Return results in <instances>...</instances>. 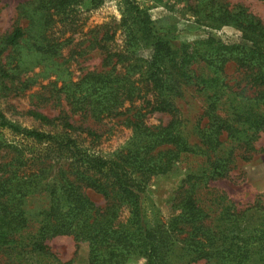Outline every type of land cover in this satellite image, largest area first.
I'll return each instance as SVG.
<instances>
[{"label": "trees", "instance_id": "1", "mask_svg": "<svg viewBox=\"0 0 264 264\" xmlns=\"http://www.w3.org/2000/svg\"><path fill=\"white\" fill-rule=\"evenodd\" d=\"M104 1L31 0L21 4L19 12L29 17L30 22L27 27L16 25L0 36V82L9 90L14 89L16 81L19 90L35 84L34 76L22 80L21 74L31 71L33 64L45 67L58 64L56 58L70 41L61 38L57 25L78 28ZM181 2H185L183 9L190 10L197 22L214 28L235 26L241 31L240 38L227 42L208 34L177 43L169 32L158 27L148 8L138 0H119L121 18L117 26L123 30L122 44L118 47L112 43L116 29L105 31L94 41L91 39L92 44L104 51V63L112 68L90 71L77 81L64 80L60 87L53 86L52 90L65 97L73 113L91 116L98 122L118 118L112 122L114 125L131 130L128 143L113 156L90 152L83 144L85 138L94 143L102 134L90 127L74 125L66 114L51 118L30 110L33 118L52 127L45 131L22 127L0 109V134L1 129L8 128L47 146L36 150L0 141V150L8 151L6 159L0 161V252L22 244L24 232L31 234L28 238L31 249L44 255L50 253L47 239L72 235L79 245L88 244L89 264H126L132 256L146 257L147 264H173L170 255L180 237L183 243L180 255L191 257L190 263L204 259L212 264H264L261 200L237 210L233 204L224 203V196L207 205L199 195L203 183L226 175L234 161L232 151L217 158L208 152L224 143V134L251 148L264 127V113L252 110L246 114L243 137L238 135L241 130L234 121L217 113V98L211 101L207 109L209 121L200 131L203 143L208 146V151H204L209 168L186 177L175 203L177 211L168 221L157 220L150 226L142 214L141 197L151 180L171 172L183 154L195 152L181 131L179 120L172 119L166 124L146 121L154 112L177 114L173 98L182 83L199 80L205 88L213 84L210 81H216L197 74L193 66L204 64L223 71L228 62L235 61L246 68L254 84L264 87L263 21L242 5L230 9L224 0ZM144 46L151 48L148 58L139 54ZM7 49L11 51L3 61ZM117 65H122V73L117 71ZM216 94H209L208 99L212 100ZM125 102L131 103L127 110L122 109ZM58 164L59 182L51 191L52 204L40 212L42 217L34 232L29 230L31 219L23 207L24 199L40 188L39 178L47 174V167ZM86 188L102 194L108 199L107 204L97 205ZM124 209H128V215L122 218Z\"/></svg>", "mask_w": 264, "mask_h": 264}, {"label": "rangeland", "instance_id": "2", "mask_svg": "<svg viewBox=\"0 0 264 264\" xmlns=\"http://www.w3.org/2000/svg\"><path fill=\"white\" fill-rule=\"evenodd\" d=\"M31 0H0V36L11 32L16 25L27 27L30 19L19 12V6ZM182 0H138L142 6L147 7L152 19L158 27L171 34L177 43L194 41L213 34L224 41H237L241 36L239 28L232 25H224L220 28L210 27L207 23L197 22L190 10H184L185 2ZM197 3V0H190ZM230 9L238 5L248 9V12L258 16L264 23V0H224ZM175 3V9L172 8ZM84 8L86 6L82 5ZM121 18L119 0H105L96 10L89 13L87 19L78 28L75 25H57L58 34L61 38H69V43L56 58L58 64L45 67L42 64H33L29 72H23L21 79L34 76L35 84L24 90L6 89L5 84L0 82V109L6 117L22 127L38 128L49 131L51 126L33 118L30 110H36L51 118L68 115L69 120L76 126L90 127L102 134L99 141L92 143L91 139L85 138L84 146L90 152L105 156H113L122 149L129 141L131 130L126 127L114 125L117 119L98 122L91 116H83L73 113L70 104L63 95L53 91V86L60 87L64 80L77 81L90 71H106L112 65L104 63L105 53L97 45L92 44L95 37H101L105 31L111 32L116 29L114 46L122 44L124 39L123 30L117 26ZM11 49L3 54V61ZM139 54L150 57L151 48H140ZM34 63V61L32 62ZM31 63V65H32ZM60 67V68H59ZM197 74L215 78L210 81L212 85L205 86L194 80L182 83L180 92L175 93L174 102L178 109L176 115L164 112H154L148 115V124H166L172 119L179 120L181 131L193 145L195 152L183 154L176 162L173 170L165 175H159L151 180L146 191L141 197L142 214L146 222L151 226L157 220L168 221L176 213L175 203L178 201L183 190L186 177L191 173H199L209 168L210 161L204 149L207 145L201 130L206 128L209 121L207 109L211 101L216 99L217 113L234 121L245 137L243 121L246 114L253 111L264 113V87L254 84L248 77L245 67H241L235 61L228 62L223 71L214 70L204 64H195ZM59 68V69H58ZM117 71L122 73V65H117ZM8 84V82H5ZM11 85V83H10ZM16 89V90H15ZM217 93L208 99L209 94ZM136 102L135 104H139ZM131 103L125 102L122 109L127 110ZM0 141L3 143L27 146L36 150H44L46 144L35 143L30 138H25L8 128L1 129ZM224 143L218 149L208 152L212 158L222 157L232 151L234 161L229 165L228 173L222 177L211 178L208 183L199 187L203 201L207 205H213L214 201L221 196L226 199L225 204H233L237 210H244L261 200L264 204V127L258 132L248 149V144L240 142L236 138H229L227 134L222 136ZM208 151V150H207ZM7 150H0V161L5 160ZM57 166L47 167V174L39 178V187L30 193L25 199L23 207L31 219L32 228L36 231L39 226L38 220L42 217L40 212L49 208L52 204L51 191L59 182ZM35 169V168H34ZM31 169H26L29 172ZM34 187V186H33ZM86 193L99 206L104 207L108 199L96 191L86 188ZM216 207V205H214ZM128 215V209H124L122 218ZM30 233L24 232L22 244L0 252V264H89V246L83 242L80 245L72 235H58L45 241L49 248V254H40L31 249L29 243ZM180 238V237H179ZM175 242V249L170 255L173 264H212L206 260L192 261L191 257H181L180 248L183 243ZM51 254V255H50ZM126 264H147L144 256H132Z\"/></svg>", "mask_w": 264, "mask_h": 264}]
</instances>
